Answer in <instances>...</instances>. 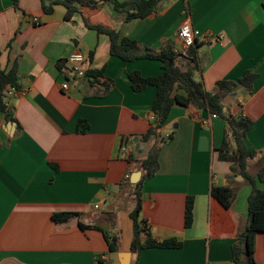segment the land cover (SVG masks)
<instances>
[{"label": "crops", "instance_id": "0c3cea01", "mask_svg": "<svg viewBox=\"0 0 264 264\" xmlns=\"http://www.w3.org/2000/svg\"><path fill=\"white\" fill-rule=\"evenodd\" d=\"M88 1L66 20L61 5L45 14L39 0H18V9L0 0V70L14 66L19 84L4 97L13 121L0 114V264H122L124 256L127 264H234L232 245L248 223L251 187L218 158L226 120L177 105L160 130L158 167L142 184L139 219L152 239H176L181 247L131 252V180L135 172L141 179L139 161L154 143L141 136L153 121L156 90L133 92L128 74L158 76L161 62L110 55L108 37L87 28L83 17L154 51L178 49L177 31L189 23L199 65L194 78L207 93H218V82L253 75L250 90L237 85L219 93L224 113L252 121L244 145L255 152L247 161L254 174L264 161V0H162L147 18L132 20L107 0ZM75 53L93 54L84 66L102 69L104 95L100 84L67 75L64 61ZM176 65L190 67L188 52ZM213 186L234 189L228 208L211 196ZM188 198L192 222L185 227ZM59 213L76 216L53 221ZM99 225L117 232L115 252L93 227ZM254 260L264 264V233L255 237Z\"/></svg>", "mask_w": 264, "mask_h": 264}, {"label": "trees", "instance_id": "16d2710c", "mask_svg": "<svg viewBox=\"0 0 264 264\" xmlns=\"http://www.w3.org/2000/svg\"><path fill=\"white\" fill-rule=\"evenodd\" d=\"M116 11L125 13V20L144 19L157 10V6L162 0H107ZM13 6L18 9V0H12ZM42 10L45 14H51L54 6L61 5L65 8L64 18L69 20L72 15L80 14L79 7L89 3L88 0H39ZM87 28L95 30L98 34H104L109 39V54L116 56L125 62H132L139 59H150L161 62L162 72L155 77H142L139 72L128 74L129 85L133 92L139 93L148 86L155 87V96L151 106L153 121L146 133L141 136V141L147 143L153 141V145L146 153L144 159L139 161V167L143 171L138 186L132 192L135 204L130 212L132 221V239L130 250L132 253L139 254L140 251L147 248L177 249L181 243L176 239L163 240L157 242L151 238L148 227L139 219L141 211V187L142 184L150 179L157 170L158 148L156 144L161 136V128L167 122L169 113L174 106L192 107L196 110H205L209 114L222 117L227 122V131L224 134L221 147L218 149V158L221 161L230 164L231 173L241 177L251 187L247 197L248 223L244 230L237 235V241L232 245V258L234 264H255L254 249L255 237L259 233H264V188H259L258 184H264V161L257 172L250 173L247 169V161L255 156V152L247 151L244 145V138L247 131L252 126V121L238 117L233 118L230 114L224 113L221 105L220 91L230 92L237 85H246L253 75L246 73L238 82L234 84L227 81H221L216 84L218 93H207L201 81L194 78V73L199 69L197 57L192 48L189 49L190 67L181 71L176 65V59L179 56L172 49L154 51L152 49L141 47L135 40L120 37L117 30L100 26L91 25L83 17ZM9 45V44H8ZM7 45V46H8ZM92 53L87 57L89 64L92 59ZM102 69L90 70L85 68V79L90 84H100L102 87L101 95L109 90V85L100 82ZM19 89L17 71L14 66L9 70H0V114L13 121L9 108L5 105L4 97L8 89ZM85 127H83V130ZM171 135L168 136V139ZM130 159V158H129ZM210 194L223 207L228 208L234 197V189L229 186H213ZM76 216L73 213H59L52 215L55 222H64L69 218ZM192 222V200L188 198L184 212V226L189 227ZM111 226H113L111 224ZM84 228L83 225H80ZM95 229L101 231L107 243L108 251L117 250L118 234L110 230H102L97 226ZM145 235V239H141Z\"/></svg>", "mask_w": 264, "mask_h": 264}, {"label": "built area", "instance_id": "2783aa9c", "mask_svg": "<svg viewBox=\"0 0 264 264\" xmlns=\"http://www.w3.org/2000/svg\"><path fill=\"white\" fill-rule=\"evenodd\" d=\"M177 37L180 41V46L178 49H174L173 52L179 56L185 55L194 44V33L189 23H183L179 27ZM85 62L86 58L82 53H75L67 57L64 61L67 75L76 81L85 79ZM61 88L67 90V83H63ZM13 91L14 89L11 88L6 92L11 94ZM95 208L97 209L98 207L96 206Z\"/></svg>", "mask_w": 264, "mask_h": 264}, {"label": "water", "instance_id": "95a60500", "mask_svg": "<svg viewBox=\"0 0 264 264\" xmlns=\"http://www.w3.org/2000/svg\"><path fill=\"white\" fill-rule=\"evenodd\" d=\"M134 143H135V149H137L138 147L141 149L140 150V153H142L143 151H142V145H139L138 143H137V139L135 138L134 140ZM140 173L139 172H135L134 174H133V176H132V183H133V185L135 186V188H137V183H138V181H139V179H140ZM99 228L100 229H102V230H108V226L107 225H99ZM127 256H124V259H123V262H122V264H127L128 262H127V258H126Z\"/></svg>", "mask_w": 264, "mask_h": 264}, {"label": "rangeland", "instance_id": "374dc122", "mask_svg": "<svg viewBox=\"0 0 264 264\" xmlns=\"http://www.w3.org/2000/svg\"><path fill=\"white\" fill-rule=\"evenodd\" d=\"M257 167H259V165H258V166L256 165V166H254V167H251L250 171H251V172H254V170H255Z\"/></svg>", "mask_w": 264, "mask_h": 264}]
</instances>
